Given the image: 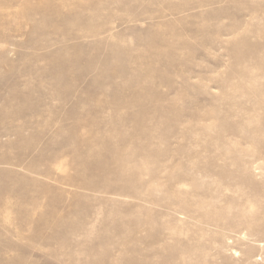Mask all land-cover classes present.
Masks as SVG:
<instances>
[{
    "label": "rangeland",
    "instance_id": "rangeland-1",
    "mask_svg": "<svg viewBox=\"0 0 264 264\" xmlns=\"http://www.w3.org/2000/svg\"><path fill=\"white\" fill-rule=\"evenodd\" d=\"M0 264H264V0H0Z\"/></svg>",
    "mask_w": 264,
    "mask_h": 264
}]
</instances>
